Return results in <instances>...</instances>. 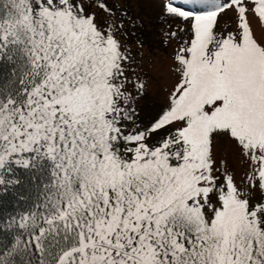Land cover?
Wrapping results in <instances>:
<instances>
[{"label":"snow or ice","instance_id":"6c2138e0","mask_svg":"<svg viewBox=\"0 0 264 264\" xmlns=\"http://www.w3.org/2000/svg\"><path fill=\"white\" fill-rule=\"evenodd\" d=\"M164 15L178 79L141 124L120 0H0V264H264V0Z\"/></svg>","mask_w":264,"mask_h":264},{"label":"rangeland","instance_id":"374dc122","mask_svg":"<svg viewBox=\"0 0 264 264\" xmlns=\"http://www.w3.org/2000/svg\"><path fill=\"white\" fill-rule=\"evenodd\" d=\"M173 1L176 2V0H120L130 18V22L125 24L126 35L122 39L134 60L131 69L141 76L147 73V99L141 98L136 104L139 113L137 122L141 124L146 123L150 116L166 102L167 91L172 89L178 79L170 69L173 66L172 53L179 44L167 33L178 32V28L186 27L187 24L178 19L168 20L165 17L164 7L167 3L180 6ZM179 3L181 6L186 5V0ZM183 7L184 10H188L185 6ZM253 27L259 35L261 25L254 19ZM214 153L216 157L227 160L228 166L235 170V178L239 181L245 168L240 165L231 142L218 138Z\"/></svg>","mask_w":264,"mask_h":264},{"label":"trees","instance_id":"16d2710c","mask_svg":"<svg viewBox=\"0 0 264 264\" xmlns=\"http://www.w3.org/2000/svg\"><path fill=\"white\" fill-rule=\"evenodd\" d=\"M23 191V189H20ZM15 192H4L0 194V210L6 215L15 204Z\"/></svg>","mask_w":264,"mask_h":264}]
</instances>
